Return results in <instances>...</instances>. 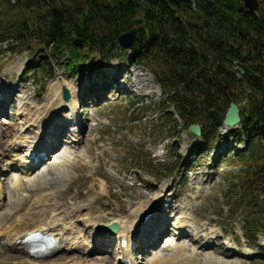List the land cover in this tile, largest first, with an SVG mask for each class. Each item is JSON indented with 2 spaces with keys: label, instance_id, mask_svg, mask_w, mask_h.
Masks as SVG:
<instances>
[{
  "label": "rangeland",
  "instance_id": "374dc122",
  "mask_svg": "<svg viewBox=\"0 0 264 264\" xmlns=\"http://www.w3.org/2000/svg\"><path fill=\"white\" fill-rule=\"evenodd\" d=\"M13 47H18L17 52L11 54L6 43L0 41V80L4 83L5 96L11 94L10 100L0 99V156L5 150L3 145L14 141L19 132V122L23 119L20 116L22 105L29 110L28 120H44L45 125L53 117L46 116L52 103H57L58 94L63 99V86L71 91L79 114L76 128L83 133L79 135L81 141L77 144L78 131L74 132L75 127L67 125L64 136L67 144L49 154V160L42 164L43 168L47 167L45 170L36 167L30 174L13 170L8 165L9 158L2 157L0 232L12 223L13 218L21 220L27 214L25 219L29 217L34 201L45 200L52 193L61 206L60 212L79 206L83 207L82 215L93 213L101 219L117 215L125 225L138 210L142 211L138 216L139 223L150 210L154 211L158 223V213L170 203L173 205L172 198L176 196L174 204L182 209L167 211V228L170 227L167 234L155 248L146 252L133 250L136 258L133 257L135 263L132 261L131 264H158L167 260L172 255L169 246L175 244L184 246L185 252L177 256L190 259L189 264H264V234L258 235L253 244L245 241L244 221L250 218L251 212L240 202L239 193L237 197H231L238 182L259 172V164L264 163V157H260L262 153H243L245 166L239 162V155L233 153L228 157L227 151L220 152L227 143L225 135L228 131L224 126L215 137L212 135L209 152L205 153V149L199 151L202 148L199 140L191 132L186 133L184 122L174 109L171 110L172 120L157 111L163 100L161 88L153 74L132 60L130 53L124 52L121 57L115 53V58L109 61L95 55V64L101 68L91 79L68 73L63 67L56 68L55 77L50 79L41 74L36 77L33 71L30 72L41 66L39 55L45 54V50L38 51L34 43ZM152 64L157 66L154 61ZM89 87L93 90L89 91ZM68 111L69 108L65 107L54 115L51 125L68 121ZM170 127L177 133H171L174 130L169 131ZM30 129L37 132L36 128ZM39 131L40 136L41 129ZM46 131L55 134L54 129ZM37 134L33 133L31 137ZM234 139L232 137L230 142L228 139V146ZM159 146L162 156L155 160ZM235 147L244 149V143L235 140ZM62 157L72 162L71 170L64 176L47 164H53ZM147 161L150 167H146ZM183 166L188 167L183 170ZM15 182H20V186ZM258 193L259 199L264 201V185ZM14 201L18 205H14ZM49 216L50 210L35 225H43ZM178 222L191 234L192 241L189 236L175 238L171 233ZM100 227L97 225L96 229L92 224H79L83 241L90 247L85 254L59 251L46 258H35L26 252L6 248L0 242V264H72L69 261L74 258L83 264H119L116 243L108 248L110 252L106 249L98 251L106 245L99 243L105 233ZM211 232H217L210 240L211 246L202 249ZM144 237V244L151 238L156 239V236L146 234ZM94 244L96 248L92 249ZM145 249L147 247L141 250ZM224 250L228 252L224 254ZM172 263L177 264L175 261Z\"/></svg>",
  "mask_w": 264,
  "mask_h": 264
},
{
  "label": "trees",
  "instance_id": "16d2710c",
  "mask_svg": "<svg viewBox=\"0 0 264 264\" xmlns=\"http://www.w3.org/2000/svg\"><path fill=\"white\" fill-rule=\"evenodd\" d=\"M14 1L0 0V41L11 54L17 52L15 45L34 43L38 51L45 50L39 55L41 66L30 72L50 79L54 66L75 73L88 65L91 73L101 68L95 55L105 61L115 53L123 56L119 37L143 19L131 59L149 69L160 85L164 101L157 110L163 117L172 120L173 108L185 130L200 124L208 146L223 126L229 105L244 102L240 128L229 137L244 138L246 150L238 158L245 166V152L264 157V0H258V12L248 11L240 0ZM75 39L83 40L81 48ZM259 168L238 182L231 195L239 193L251 212L243 228L251 244L264 234V201L258 193L264 185V163Z\"/></svg>",
  "mask_w": 264,
  "mask_h": 264
},
{
  "label": "bare ground",
  "instance_id": "6f19581e",
  "mask_svg": "<svg viewBox=\"0 0 264 264\" xmlns=\"http://www.w3.org/2000/svg\"><path fill=\"white\" fill-rule=\"evenodd\" d=\"M3 88H4V83L3 81L0 80V97H2L3 99L5 98L4 101H6L7 99L10 100L11 94L5 92L6 94H9L5 96V94L3 93ZM55 102L57 103H54V102L52 103L47 113L48 115L46 116V117L48 116H51V117L53 116V117L52 118L50 117L51 120H49V122H47L45 125H43L44 120H42V122L40 121V119L35 120V121L28 120L27 117H28L29 110L27 111V108H25V105H22V107L20 108V111L22 112L20 116H23V119L19 122L21 127H18L19 132L15 136L14 141H12L11 143L4 144L5 147L3 145V148H5V150L3 149V153L0 156V161L2 160V157L6 156L9 158L8 165H10L12 168L13 166L20 165L22 167V170L27 174L28 173L30 174L31 170H34L37 166H38L37 169L39 170H45L47 168V167L43 168L44 167L43 165L40 166L39 162L33 163V160L30 159L29 155L31 154L34 155L37 151H39L41 148H44V147H46V149L48 150L47 152L50 154L51 152L56 151L59 147L63 146V143L67 144V141H65L64 140L65 138H63L67 134L66 133L67 124H65L64 122L60 123L61 124L60 128L58 132L55 131V134L53 132H49L46 130L53 129L55 124L51 125V123L54 121L56 114H59L61 110L63 111V108L66 107L67 109L69 108L72 111H75V112L77 111L74 105L75 103L74 99H72L71 101L65 102L62 99L61 95L58 94ZM4 120H7V119H4ZM27 127L28 129H26ZM30 128H36L37 132ZM39 129H41V134L45 135V138L42 137V135L39 136V133H40ZM76 130L78 132L81 131L80 129H74V132ZM45 132L48 133V135L49 134L51 135H49L47 138L46 137L47 134H45ZM33 133H36V134L38 133V134L36 137H31V134ZM81 133L83 132L81 131L80 134ZM77 136H79V134H77ZM71 164H72L71 161H67L66 159L62 157V159L60 158L54 161L53 164H51V167L52 169L57 171L61 176H64V175H68L69 169L71 168ZM15 184H17L18 186L20 182L18 183L15 182ZM0 192H2V194L0 193V203H1L2 201L1 196L3 195L2 188H0ZM175 198L176 196L173 198V200ZM34 202H35L34 204L35 206L34 207L32 206L33 210L32 212L29 213L30 214L29 217L25 219V217L28 214L24 218L22 217L21 220L20 219L15 220V218L12 217L14 219L12 223L9 224L8 227L4 228L0 232V242L2 241V243L5 245L6 248L17 249L18 251L25 252V249H24L25 244L22 243V239L31 232L42 231L44 234L53 236L55 240L57 241V244L55 245V252L65 251L67 253L73 252V253H84L85 254L89 252L90 247L86 245L87 243H85V241H83L84 236L80 231L79 224L80 223L92 224L97 229V225L102 226L106 224V226L108 227L111 224L115 223V224H118L119 229L116 232V235L114 236V240L106 242V240L104 241L103 239H101L99 243L100 244L106 243V245H104L103 248H105L107 252H110L108 248H110V246L113 245L116 241L118 250H120L118 257L120 260L119 263L121 264H129V263L131 264L132 261H134L132 259L135 256V254H132V251H131L132 242L137 245L136 249L137 251L139 250L140 252H146L147 250L152 249V247L155 248L156 245L160 242V240L164 237V235L167 234L168 229H170V227L167 228V223L169 221L168 217L166 216L167 210L170 209L174 211L175 209H182V207L180 206L175 207L174 205H172V203H170L169 207L165 206L164 210L161 212L160 220L158 223H156V218H154L153 220L151 219L150 221H148L149 223L148 226H144L147 223H142V221L146 215L142 218L140 223L138 222V216L141 210H138L139 211V212L137 211L138 213L133 214L134 218L132 220H129L128 224L125 225V224H122V220L117 215H114V216L112 215L108 219L107 218L101 219L100 216H96L93 213H87V214L85 213V215H82L81 212H82L83 207H79V206L77 207L72 206L69 209V211L64 209L65 212L64 211L60 212L59 210L61 206H59V203L57 202L56 198H54V193L48 194L45 200L40 198ZM14 203H15L14 205H18L17 201L16 202L14 201ZM48 210H50V216L48 220L45 223L43 222L44 223L43 225L36 226L35 223L37 222V220L40 218H44ZM182 223L188 224V222L184 220H182ZM182 223H179L178 225L180 227L178 228V226H176L177 228H175L174 230L175 238H181L184 236L183 235L184 229H183V226H181ZM17 224H19V226ZM129 224H132V226L129 227L130 226ZM216 233L217 232L210 233L211 235L210 239L204 243V245L201 247L202 249L206 250L208 249V246H211L210 240L211 238L214 237ZM145 234L156 236V239L152 242L144 244ZM207 235L209 236V234ZM187 236H189L188 239L192 241L191 234H188ZM122 241H125V244H123ZM94 246L96 245L94 244ZM143 247H147V249L141 250ZM169 248H170V251L172 252V255H170V258L167 260L163 259L164 261H161L160 262L161 264H171V261H175L177 264H180L182 262L184 263V261L187 263L188 261L190 262L189 258H187L189 260H186L185 257L183 259L182 257L177 256L178 253L182 254L183 252H185L186 249L184 248V246L175 244L173 247L169 246ZM226 252L228 251L227 250L223 251L224 254ZM226 256H229V255L226 254ZM191 257L192 256H190V258ZM77 260L78 259L74 258L70 260L69 263L70 262H72V264H83L84 263V262H79ZM24 263H27V262H24Z\"/></svg>",
  "mask_w": 264,
  "mask_h": 264
},
{
  "label": "water",
  "instance_id": "95a60500",
  "mask_svg": "<svg viewBox=\"0 0 264 264\" xmlns=\"http://www.w3.org/2000/svg\"><path fill=\"white\" fill-rule=\"evenodd\" d=\"M242 1V3L244 4V7L252 12H257L260 9L259 6V2L258 0H240ZM212 2H208L207 6H211ZM142 22V20H136V25H139ZM137 30L133 29L130 30L129 32L122 34L119 39L118 42L120 44V46L124 49H131L134 42L137 39ZM74 45L79 46L80 48L82 47L83 44V40L81 39H75L74 40ZM216 81L218 83H220L218 81V79H216ZM225 89L228 88L227 85L224 86ZM63 93H64V100H69L70 98V93L67 90V88H63ZM240 104H236V103H231L229 108L227 109L226 115H225V119H224V124L226 126L229 127H235L236 125H238L240 123ZM189 131L192 132L195 135H200L201 134V127L198 124H194L191 125L189 128ZM101 230L105 231V232H109V233H116L119 229L118 224H111L110 226H106V224L102 225Z\"/></svg>",
  "mask_w": 264,
  "mask_h": 264
}]
</instances>
